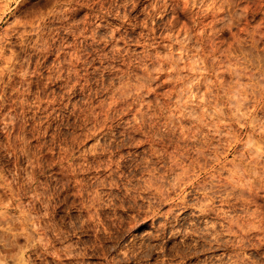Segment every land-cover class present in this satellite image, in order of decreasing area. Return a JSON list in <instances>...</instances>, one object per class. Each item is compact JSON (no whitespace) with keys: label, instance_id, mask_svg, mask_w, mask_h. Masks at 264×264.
Listing matches in <instances>:
<instances>
[{"label":"clouds","instance_id":"clouds-1","mask_svg":"<svg viewBox=\"0 0 264 264\" xmlns=\"http://www.w3.org/2000/svg\"><path fill=\"white\" fill-rule=\"evenodd\" d=\"M0 264H264V0H0Z\"/></svg>","mask_w":264,"mask_h":264}]
</instances>
